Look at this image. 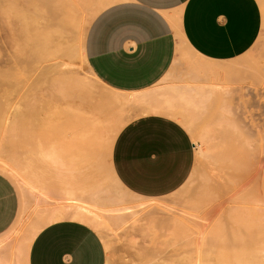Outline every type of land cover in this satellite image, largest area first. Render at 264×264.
Listing matches in <instances>:
<instances>
[{
  "label": "rangeland",
  "instance_id": "374dc122",
  "mask_svg": "<svg viewBox=\"0 0 264 264\" xmlns=\"http://www.w3.org/2000/svg\"><path fill=\"white\" fill-rule=\"evenodd\" d=\"M82 2L0 0V106L8 119L7 127L0 126V171L21 193L18 221L0 237V253L7 254V264H24L18 261L17 248L39 218L78 206L101 224L100 230L88 225L105 244L107 264H264V0H211L210 9L201 7L206 30L197 43L186 31L184 36L176 34L181 40L178 55L165 78L168 83L160 87L159 100L173 87H187L205 89L207 102L191 108L177 98L174 107L158 109L131 106L134 95L109 89L91 73L84 37L92 11ZM181 11L182 16H196L189 4ZM52 12L63 26L62 48L78 51L73 57L63 49L51 54L42 49ZM64 69L80 74L90 83V92L78 97L64 94L57 86ZM169 95L164 103L174 96ZM147 112L181 123L195 149L185 183L157 198L125 189L110 166L119 130ZM85 115L86 120H80ZM11 124L13 129L20 124L23 128L15 130L16 137ZM240 145L262 147L245 184L234 179L237 171L230 163ZM28 165L36 166L37 177ZM48 192L60 194L62 201L50 199Z\"/></svg>",
  "mask_w": 264,
  "mask_h": 264
},
{
  "label": "crops",
  "instance_id": "0c3cea01",
  "mask_svg": "<svg viewBox=\"0 0 264 264\" xmlns=\"http://www.w3.org/2000/svg\"><path fill=\"white\" fill-rule=\"evenodd\" d=\"M81 1L92 11L84 37L91 73L113 91L134 95L132 100H146L138 108L163 104L170 92L159 100L160 87L168 83L165 78L173 69L181 42L176 34L184 36L186 31L197 43L198 35L206 30L200 10L210 9L211 0ZM186 4L194 18L182 16ZM183 44L197 53L186 41ZM194 157V143L181 123L163 113L147 112L133 117L119 130L112 144L110 166L125 189L141 197L157 198L176 192L185 183ZM47 195L62 201L60 194ZM20 196L16 183L0 171V237L18 221ZM106 258L105 244L91 226L63 218L36 234L26 264H107Z\"/></svg>",
  "mask_w": 264,
  "mask_h": 264
},
{
  "label": "bare ground",
  "instance_id": "6f19581e",
  "mask_svg": "<svg viewBox=\"0 0 264 264\" xmlns=\"http://www.w3.org/2000/svg\"><path fill=\"white\" fill-rule=\"evenodd\" d=\"M13 1V0H12ZM27 1V0H26ZM34 1V0H33ZM15 2V1H14ZM41 4V3H40ZM83 5H84V3H82ZM39 5V4H38ZM46 5H49V2L46 4ZM45 5V6H46ZM50 6V5H49ZM48 6V7H49ZM47 7V6H46ZM52 10V8L50 9V11ZM48 11V10H47ZM54 15L52 16V15H50V17L51 18H49V21H48V19H46V26H45V28H44V30H43V40L41 41L42 42V44H43V46H42V49L44 50V52H46V53H48V54H51V53H53V52H55V51H60V50H65L66 51V53H67V55H69V56H71V57H73V56H75L77 53H78V51L76 50V49H73V48H68V47H65V48H62V44H60V42H59V39H60V37L62 36V34H63V32H64V30H63V26H60V19L58 18L59 16H57L56 14H55V12H52ZM56 15V16H55ZM43 29V28H42ZM42 34V33H41ZM1 36V35H0ZM1 40V39H0ZM238 64V63H237ZM237 66V65H236ZM231 67V66H230ZM68 68V67H67ZM217 68V67H216ZM216 68H211V69H209V71L210 72H216ZM218 69V68H217ZM234 69V68H233ZM70 70V69H69ZM236 70V69H235ZM234 70V71H235ZM64 71H66L65 69H64ZM231 71H233V70H231ZM219 72V71H218ZM0 73H1V71H0ZM229 73H231V72H229ZM233 73V72H232ZM62 77H60L59 78V80H57V86L59 87V89L62 91V92H64V94H66L68 97H71V96H84V95H86V94H88V92H90V83L89 82H87L85 79H83V77L81 78V75L79 74L78 75V73H76V72H74V71H66V72H64L62 75H61ZM1 85V84H0ZM202 88V87H201ZM196 91H197V93H196ZM208 91V90H207ZM169 92H170V94H173L174 96H173V98H170V99H168L165 103H163V104H155V106H154V108H157L158 109V107H174V101H175V99H180V100H182L183 102H184V104L186 105V106H188V107H191V108H195V107H198V106H203V104H205L207 101H206V90L205 89H199V90H195V89H192V88H187V87H173V88H171V89H169ZM196 93V94H195ZM212 93V92H211ZM146 100H133V102L132 103H130L131 104V106H134L135 104H144V103H147V102H145ZM3 105V104H2ZM0 106V126L3 124H5L4 126H6V121L8 120V119H6L7 118V114H6V112H4V109H3V106ZM7 111V110H6ZM6 114V117H5V114ZM20 113H21V111H20ZM20 113L19 114H17L18 116H20V117H22L21 115H20ZM17 116V117H18ZM3 117H5V118H3ZM84 117V116H83ZM14 118V117H13ZM86 118V115H85V117L84 118H79L80 120H84ZM87 118H89V117H87ZM15 119H17V118H15ZM24 119V118H23ZM91 119V118H90ZM12 120V119H11ZM17 120H19V119H17ZM86 120V119H85ZM93 120H96L95 118L93 119ZM98 120V119H97ZM120 120V119H119ZM4 121H5V123H4ZM10 121V120H9ZM23 121H26V120H23ZM23 121H21V122H23ZM8 122V121H7ZM11 122H13V124L15 125V120H13V121H11ZM20 121L19 122H17L16 121V124L18 123H21ZM83 122H86V121H82V124H83ZM89 122V121H88ZM101 122V121H100ZM99 122V123H100ZM26 124H24V122H23V124L25 125V126H27V122H25ZM99 123H97V124H99ZM13 124H11V126H12V128H9V129H11L10 131L12 132V130H13V132L11 133L13 136L15 135V130L17 129H21L22 128V126H21V124L20 125H17V126H19V127H16L15 126V129H13ZM80 124V123H79ZM87 124V123H86ZM89 124L91 125V123L89 122ZM102 124V123H101ZM101 124H99V125H101ZM105 125H106V123H104ZM24 125H23V127H24ZM81 125V124H80ZM79 125V126H80ZM92 125H96V124H92ZM3 126V127H4ZM21 126V127H20ZM82 126V125H81ZM84 126V125H83ZM102 126V125H101ZM104 126V125H103ZM233 126V125H232ZM7 127V126H6ZM6 127H4V130H6L7 128ZM105 127V126H104ZM81 128V127H80ZM86 128V127H85ZM90 128H91V126H90ZM2 129V128H1ZM1 129H0V131H1ZM23 129V128H22ZM25 129V128H24ZM82 129V128H81ZM84 129V128H83ZM105 129V128H104ZM16 130V131H17ZM80 130V129H79ZM78 130V131H79ZM20 132L22 131V130H19ZM85 130H83V132H84ZM93 131V130H92ZM99 131V133H100V130H98ZM15 132V133H14ZM18 132V131H17ZM27 132V131H26ZM26 132H24L23 131V133H26ZM86 132V131H85ZM85 132H84V134H85ZM104 132H106V131H104ZM238 132V131H237ZM22 133V134H23ZM94 133H95V131H94ZM249 133V132H248ZM17 134V133H16ZM76 134H77V132H76ZM96 134V133H95ZM106 134V133H105ZM108 134H109V132H108ZM24 135V134H23ZM72 135V134H71ZM82 135V134H81ZM17 136H20L19 134L17 135ZM25 136V135H24ZM77 136V135H76ZM244 136V135H243ZM14 137H16V135L14 136ZM79 137V136H78ZM83 137V136H82ZM81 137V138H82ZM87 137H89V136H87ZM98 137V136H97ZM234 137V136H233ZM239 137V136H238ZM93 138V137H92ZM235 138V137H234ZM245 138H246V136H245ZM73 139V138H72ZM78 139V138H77ZM80 139V138H79ZM83 139V138H82ZM91 139V138H90ZM96 139V138H95ZM247 139V138H246ZM85 140V139H84ZM88 140V139H87ZM234 140V139H233ZM240 140H242V139H240ZM80 141V140H79ZM90 141H92V140H90ZM245 141V140H244ZM77 142V141H76ZM66 143V142H65ZM79 143H81V142H79ZM90 143V142H89ZM102 143V142H101ZM63 144V143H62ZM75 144V143H74ZM73 144V145H74ZM78 144V143H77ZM82 144H83V142H82ZM86 144V143H85ZM99 144V143H98ZM103 144V143H102ZM69 145V144H68ZM79 145V144H78ZM81 145V144H80ZM92 145V144H91ZM100 145V144H99ZM244 145V144H243ZM65 146V145H64ZM77 146V145H76ZM89 146V145H88ZM255 146V145H254ZM67 147V146H66ZM71 147V146H70ZM73 147V146H72ZM80 147H82V146H80ZM83 147H86V146H83ZM82 147V148H83ZM256 147V146H255ZM257 147H259V145L257 146ZM53 148V147H52ZM91 149H93L92 147H90ZM40 149V148H39ZM48 149V148H47ZM86 149V148H85ZM88 149V148H87ZM261 149H262V147H259V148H250V146H248L247 148L245 147V146H242V145H240V147L239 148H237L236 150V152H235V154L234 155H232L233 157V160L232 161H230V163H231V165H232V167H234V170L235 171H233V172H236V173H234V175H235V177H234V179L235 180H237L238 182H241L242 184H245V179L246 178H248L249 177V175L251 174V173H253L254 172V169H255V167H256V165L254 164V158L259 154V153H261ZM82 150H84V149H82ZM48 151V150H47ZM50 151V150H49ZM57 151H59V150H57ZM69 151V150H68ZM76 151H77V149H76ZM85 151V150H84ZM88 151V152H87ZM94 151V150H93ZM70 153H71V151H69ZM83 152V151H82ZM86 152L87 153H89V150H86ZM61 153H63V152H61ZM74 153H75V151H74ZM85 153V152H84ZM86 153V154H87ZM16 155V154H15ZM32 154H30V156H31ZM65 155V154H64ZM20 156V155H19ZM70 156V155H69ZM79 156V155H78ZM84 156V155H83ZM33 157V156H32ZM19 158V157H18ZM51 158V157H50ZM59 158V157H58ZM87 158V157H86ZM15 159V158H14ZM42 159H43V157H42ZM81 159V158H80ZM96 159H98V158H96ZM10 160V159H9ZM62 160V159H61ZM74 160V159H73ZM3 161V160H2ZM17 161H20V160H17ZM64 161V160H63ZM98 161H99V159H98ZM6 161H4V163H5ZM13 162V161H12ZM28 162H30L29 160H28ZM28 162L26 161L25 163H27L28 164ZM61 162V161H60ZM2 163V162H1ZM0 163V164H1ZM10 163V162H9ZM9 163H7V165L9 164ZM17 163V162H16ZM37 163V162H36ZM47 163H48V161H47ZM69 163V162H68ZM10 164H12V163H10ZM14 164V163H13ZM30 164V163H29ZM51 164V163H50ZM7 165H4V166H7ZM16 165H18V164H15V166ZM32 165H33V163H32ZM8 166H11V165H8ZM26 166V165H25ZM66 166V165H65ZM70 166V165H69ZM13 169H14V166L12 165L11 166ZM33 166H29L28 165V167L27 168H32ZM36 167V166H35ZM34 167V168H35ZM68 167V166H67ZM71 167V166H70ZM7 168V167H6ZM9 168V167H8ZM27 168H25V171L27 170ZM34 168H32L31 170H34L36 173H34V172H32V173H34L36 176L35 177H37V172L38 171H36L37 169H34ZM61 168V167H60ZM75 168V167H74ZM233 169V168H232ZM15 170H17V169H14V171ZM79 170V169H78ZM95 170V169H94ZM9 171V170H8ZM80 171V170H79ZM96 171V170H95ZM21 171H19V173H20ZM66 172V171H65ZM28 173H29V170H28ZM59 173V172H58ZM63 173V172H62ZM69 173H72V171L71 172H69ZM76 173V172H75ZM75 173H74V171H73V174L75 175ZM77 173H78V171H77ZM60 174V173H59ZM80 174L81 173H79V177H80ZM14 175H21V174H18V173H16V174H14ZM39 175V174H38ZM106 175V174H105ZM233 175V176H234ZM28 176V175H27ZM75 176H77V175H75ZM75 176H73L72 177V175H70V178H74ZM29 177V176H28ZM21 178V177H20ZM69 178V177H68ZM34 179V178H33ZM24 181V180H23ZM34 181V180H33ZM237 181H235V182H237ZM28 184V183H27ZM29 185V184H28ZM94 185H96V184H94ZM100 185V184H99ZM26 186V185H25ZM90 186V185H89ZM96 187H97V185H96ZM90 188H91V186H90ZM89 187H88V189H90ZM98 188H99V186H98ZM248 188V187H247ZM94 189V188H93ZM201 193V192H200ZM204 193V192H203ZM204 194H206V193H204ZM246 195H248V198L251 200V197H252V193L250 194V191L248 190L247 192H246ZM246 195H245V198H247L246 197ZM205 196V195H204ZM115 197V196H114ZM115 199V198H114ZM116 200V199H115ZM250 200H247V201H250ZM109 203H111V202H109ZM169 216V215H168ZM62 218H72V219H74V220H80V221H84V222H86L87 224H91L95 229H97V230H100V229H103V228H101V224L98 222V220L96 219V218H94V216H92V215H90V213H88V211H86L85 209H83L82 207H74V208H72V209H68V210H66V211H58V212H56V213H51V214H49L46 218H43V217H41V218H39V223L37 222L35 225H34V227H32L31 228V230H30V232H29V234H28V236L24 239V241H23V243L21 244V246H19V248H17V252L19 253L18 254V261L20 262V261H22L24 264H26V259H27V254H28V252H29V248H30V246H31V243H32V241H33V239L35 238V236H36V234L45 226V225H47V224H49V223H51V222H53V221H55V220H59V219H62ZM262 230V229H261ZM262 231H264V230H262ZM3 248V247H2ZM263 253V252H262ZM261 254V253H260ZM7 254L5 255V254H1L0 253V264H7L8 262H7ZM10 257V256H9ZM9 261V260H8ZM11 262V261H10ZM10 264V263H9Z\"/></svg>",
  "mask_w": 264,
  "mask_h": 264
}]
</instances>
